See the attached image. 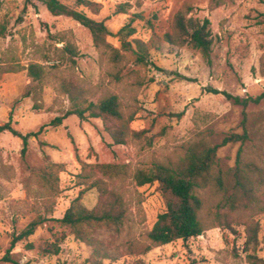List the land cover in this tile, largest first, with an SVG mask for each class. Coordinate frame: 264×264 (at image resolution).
Masks as SVG:
<instances>
[{
    "label": "rangeland",
    "instance_id": "rangeland-1",
    "mask_svg": "<svg viewBox=\"0 0 264 264\" xmlns=\"http://www.w3.org/2000/svg\"><path fill=\"white\" fill-rule=\"evenodd\" d=\"M59 1L71 7L76 3ZM91 1L100 5V11L82 10L107 26L111 34L107 42L125 56L119 66L95 47L87 28L71 18L51 15L40 0H0V23L8 26V35L0 38V66L12 70L0 79V125L10 122L23 135L42 130L37 140H29L25 155L19 138L10 132L0 134V259L14 236L42 216L47 222L13 249L15 261L92 264V248L58 220L80 195L88 209L97 205L98 192L90 188L93 178L83 179L97 170L93 173L86 165H116L128 171V177L114 185L123 191L129 209L116 242L122 256L102 264L137 260L146 264H248L244 252L248 217L234 224V232L211 228L200 237L130 255V244H148L147 235L165 209L156 187H138L130 176L138 168L176 158L190 142L204 139L220 146L227 136L241 135L245 129L250 138L246 145L219 148V168L234 167L240 149L246 161L264 165V97L254 102L264 94V0H223L219 6L214 0ZM188 7L192 8L189 17L211 22V64L198 51L165 40L173 31L175 15ZM128 25L135 33L121 35ZM134 40L147 45L148 66L136 64ZM124 42L131 47L124 48ZM67 44L76 49L74 63L62 55ZM31 64L44 67L41 82L29 77ZM64 80L77 82L94 102L116 94L124 115L133 118L131 128L146 131L152 145L140 141L115 146L98 119L82 122L73 116L59 127H50L70 107L61 92ZM235 98L253 101L245 108ZM48 164L62 166L54 173L53 188L42 180L50 170ZM254 221L261 228L257 256L264 259V214ZM57 239H62L60 253L42 254V248Z\"/></svg>",
    "mask_w": 264,
    "mask_h": 264
},
{
    "label": "trees",
    "instance_id": "trees-1",
    "mask_svg": "<svg viewBox=\"0 0 264 264\" xmlns=\"http://www.w3.org/2000/svg\"><path fill=\"white\" fill-rule=\"evenodd\" d=\"M40 1L51 15L71 18L87 28L92 34L95 47L103 55H108L112 64L119 66L124 62L125 56L120 50L107 42V37L111 34L104 22L90 18L82 10V8L88 9L96 14L101 8L99 4L91 0H76L74 7H71L59 0ZM214 2L219 6L223 0H214ZM122 11L125 13L126 10ZM191 12L192 8L188 7L175 15L173 31L166 34L165 40L172 46L179 48L188 46L198 51L207 63L211 64L214 48L211 22L208 19L200 21L189 17ZM134 33L135 30L130 25L120 31V34L126 37ZM7 35V24L0 23V38H5ZM133 43L136 45V50L133 51L136 64L148 66L150 60L147 45L141 40H134ZM123 47L130 48L131 44L124 42ZM62 55L68 56V59L74 63L73 59L77 55L75 47L67 44L62 50ZM27 69L29 77L35 81L41 82L44 79L43 66L31 64ZM10 72H12L11 68L0 66V79ZM61 92L68 98L70 107L62 116L55 118L49 124L50 127H59L66 119L73 116L82 122L98 119L103 123L105 132L115 146H127L140 141H145L148 146L152 145V140L146 137V131H135L131 128L133 118L124 115L121 101L116 94L102 97L94 102L89 98L87 91L72 80L62 82ZM227 97L232 99L229 95ZM263 97L264 94L254 102L259 103ZM235 101L247 108L253 100L241 101L235 98ZM182 116L183 114H180L178 117ZM41 131L23 135L16 131L10 122L0 125V134L10 132L22 141L23 155L27 152L29 140H37ZM249 140L246 129L241 135L227 136L220 146L198 139L183 146L182 153L176 158L168 159L166 162H156L151 167L133 171L130 178L135 185L156 187L165 209L158 215L154 227L147 235L148 244H130L128 253L134 256L146 254L153 248L200 237L205 231L216 227H224L234 232V224L239 225L238 220L248 217L251 221L245 222L244 243L248 264H264V259L257 256L261 228L260 224L254 221V217L264 214V165L256 161H246L241 149L234 167L229 170L220 169L217 161L219 148L236 144L244 146ZM48 168L50 170L43 174L42 180L53 188L54 173L60 171L62 166L48 164ZM86 168H90L93 173L98 171L94 176L91 174L83 176L84 180L93 178L90 188L98 192L97 205L93 209H88L81 203L80 195L71 203L58 223L68 228L77 240L92 248V264H102L103 260L117 261L122 254L116 242L122 233L129 206L123 191L114 184L118 179L127 178L128 171L116 165H86ZM45 222H47L46 218L38 216L19 235L14 236L10 249L0 259V263L22 264L12 258L13 249L22 240L33 236ZM61 240L57 239L42 248V254L58 255ZM131 264L146 263L137 260Z\"/></svg>",
    "mask_w": 264,
    "mask_h": 264
}]
</instances>
